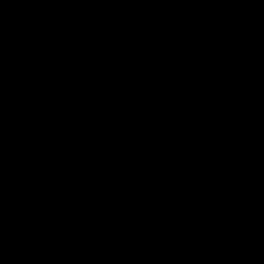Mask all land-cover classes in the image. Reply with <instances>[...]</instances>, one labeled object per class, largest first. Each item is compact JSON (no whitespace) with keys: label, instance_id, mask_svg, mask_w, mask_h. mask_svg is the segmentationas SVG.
<instances>
[{"label":"water","instance_id":"water-1","mask_svg":"<svg viewBox=\"0 0 264 264\" xmlns=\"http://www.w3.org/2000/svg\"><path fill=\"white\" fill-rule=\"evenodd\" d=\"M0 264H264V0H0Z\"/></svg>","mask_w":264,"mask_h":264}]
</instances>
